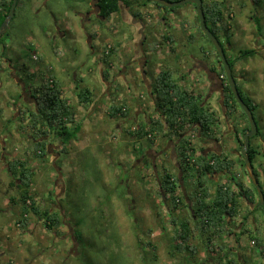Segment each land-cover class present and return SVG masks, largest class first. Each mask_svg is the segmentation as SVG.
I'll return each mask as SVG.
<instances>
[{"label":"rangeland","instance_id":"1","mask_svg":"<svg viewBox=\"0 0 264 264\" xmlns=\"http://www.w3.org/2000/svg\"><path fill=\"white\" fill-rule=\"evenodd\" d=\"M230 2L236 4L239 0ZM92 3L93 0H20L10 21L9 35L3 38L9 48L7 57L10 63L5 59L0 72V136L3 135L5 141L0 146V152L4 153L0 158V264H183V261L188 264H213L223 250L237 246L234 241L231 240L207 261L205 256L213 253H206L202 250L204 248L195 260L184 254L171 256L173 225L168 208L157 194L155 176L163 168L173 171L174 168L164 155L156 159L155 169L147 166L142 158L146 152L141 149H146V141H137L129 136L127 128L134 118L137 123L143 124L150 118L158 117L154 95L149 92L150 83H154L156 75L167 68L174 70L176 79L186 75V85L198 93L207 105L209 103L219 110L217 102H221L216 100L220 92L207 80L206 70L200 72V78L195 79L194 72L191 75L192 64L196 60L208 64L213 62L212 57L217 56L214 45L199 29L197 12L194 25L186 16L187 9L195 8L194 3L175 6V9L165 8L166 12L162 9L161 16L168 13L171 25L164 24L166 21L162 19L144 17L141 21L143 26L139 23L133 26L132 13L98 19L91 12ZM136 9L134 12L138 11ZM249 10L244 9L242 17L249 14ZM240 11V5L234 6L236 18L241 15ZM87 12H91L92 16L83 27L81 17ZM260 21L263 30L259 37L258 20L240 28L233 21L232 44L227 45V54L233 59L239 57L238 76L242 78H237L238 85L254 106L260 133L251 137L252 145L260 148L261 152L262 145L264 147V22ZM238 28L240 32L237 34ZM95 30L99 37L90 40ZM141 30L146 39L142 42L143 50L136 53ZM60 32L65 35L60 36ZM166 34L175 38L173 48L169 41L164 40L163 35ZM249 34L252 36L249 37ZM104 38L120 42L111 58L113 66L110 68L101 57ZM247 49H254L256 53L240 57ZM27 50H34L28 55L41 54L42 59L38 63L33 61L32 65L24 59ZM107 59L110 61V58ZM25 63L28 69H25ZM47 67L63 83L65 96L74 103L79 91L76 84L80 79L83 82L79 85L88 86L92 97L87 104L76 103V118L81 129L77 138L66 145L67 152L62 151L61 138L54 132V136L49 138L51 152H47L44 158H34L30 163L36 173L32 191L36 193L38 205L44 208L53 199L63 208L67 225L48 229L36 214L30 212V219L22 228L17 223L19 205L10 201L19 193L11 183L13 178L7 165L13 156H26L29 141L26 133L18 132L19 122L14 116L20 106L22 109L29 106L23 94L28 90L25 84L36 86L40 83ZM26 70L35 79L28 77ZM104 70L108 72L107 78L103 76ZM18 77H26L25 82L20 83ZM112 102L129 104L132 110L129 118L110 117L108 106ZM136 109L141 112H136ZM242 111L239 108L240 116L246 119ZM118 123L123 126L119 128ZM233 124H237V119H233ZM167 139L161 136L153 149L164 146ZM197 144L202 146L199 140ZM56 158L60 167L54 163ZM254 167L259 174V183L264 187V150L257 155ZM247 179L253 189V183L249 177ZM56 180L59 182L55 183ZM245 205L248 206L247 203ZM245 205L236 222L245 213L244 218L248 219L250 212ZM181 210L183 216L190 213L188 208ZM256 212L264 220V208L258 203ZM254 233L255 230L250 229L246 234H239L234 229L230 237L225 236L224 239L227 242L229 238H234L236 242L249 246L243 252L248 255L247 264H262L260 256L250 248V236ZM218 240L215 238L213 242L218 243ZM201 241L197 235L195 243L201 244Z\"/></svg>","mask_w":264,"mask_h":264},{"label":"trees","instance_id":"2","mask_svg":"<svg viewBox=\"0 0 264 264\" xmlns=\"http://www.w3.org/2000/svg\"><path fill=\"white\" fill-rule=\"evenodd\" d=\"M20 0L17 2V6ZM97 5L100 8V14L107 19L112 14L119 12V9L124 5L126 7L136 9L138 6H146V4H154V6L163 9L165 12L166 7L154 2L153 0H97ZM178 1V0H167ZM258 3L259 0H253ZM13 0H0V26L5 17L9 14L10 7ZM234 6L230 0H203V10L205 14L206 24L212 31V33L219 39L225 54L230 62L233 70V75L237 81V86L243 100L249 105L254 113V106L250 103L243 91L238 85L236 78V61L237 59H231L227 54V45L232 44L233 37V11ZM196 9V6L194 4ZM167 9V8H166ZM171 9H175L174 7ZM134 11V10H133ZM136 17L144 20V16L141 10L134 12ZM168 13L163 14L162 18L166 21ZM197 19H199L198 15ZM153 18V17H152ZM256 19L255 16H253ZM199 21V20H198ZM256 22V21H255ZM166 24V22L164 23ZM257 31H261L260 22H256ZM109 28H112L111 26ZM201 29V27H199ZM202 32V30H201ZM209 41L210 39L205 32H202ZM94 33V36H97ZM221 36V37H220ZM165 41H169L171 44L176 42L175 38L166 34L163 35ZM222 38V39H221ZM143 39H146L145 36ZM103 52L102 61L106 62L108 68L112 67V56L117 52V45L120 42H111L104 38L102 40ZM144 41V40H143ZM211 42V41H210ZM212 43V42H211ZM173 48V47H172ZM214 50L217 54L218 62L220 57L216 48ZM34 50H27L26 57L28 61L34 65V62L41 60V54L36 58L32 53ZM256 53V50H243L240 57L251 56ZM6 51L0 53V70L4 68V56ZM106 59L104 60L103 58ZM107 58H110L108 61ZM34 61V62H33ZM25 69H28L27 63H25ZM107 68V69H108ZM220 72L218 77L222 86V107L224 110V117L232 116L235 109H239L240 105L235 99L231 88L228 84L227 77L225 75L224 66H219ZM107 69H105L107 71ZM104 70L103 76L107 78L108 72ZM28 71V70H26ZM28 77L31 76L32 80L35 79L28 71ZM223 74V77L220 75ZM23 79H26L24 77ZM186 76L183 75L179 79L175 78L174 70L171 68L162 69L150 83V93L155 99V110L158 112V117L150 118L148 122L139 124L134 122L127 128V134L131 137H135L138 140L146 141V149L156 146L159 138L166 137L177 141L175 147L176 166L171 164L173 170L163 168L162 172L156 173L157 194L161 200L164 201V205L168 208L170 215V222L173 225V235L170 237L173 242L170 254L172 257H176L177 254L187 255L188 258L195 260L199 258L198 255L201 248H204L206 253L218 254V250L222 251L225 245L232 242L231 238L226 241L224 237H230L229 235L234 231L235 223L234 218L241 213L245 203L246 208L251 206L263 207L258 196L256 187L253 189L249 185H244L239 180L240 175H248L245 159L240 154L241 145L244 142L242 131H237V124H233L236 129V137L239 141L238 144V157H233V153L230 151H224L219 148H215L212 151H205L203 143L207 139H214L219 142V135L222 133V112L221 110H215L202 97L188 87L185 83ZM83 82L82 79L79 83ZM79 91L76 93V102L72 101L64 94L63 83L55 78L53 70L49 67L43 71V77L40 79V83L36 86L26 85L28 95V107L22 109V106L18 109V114L14 116V119L19 122L18 132L26 133L27 140L29 141L28 148L25 149V157L13 156L8 161V171L11 174L14 186L18 190L19 195L17 198H11V203L19 205L20 217L17 223L26 227L30 212L36 214L41 219L48 229L59 228L65 224L66 218L63 214L64 210L52 208L50 202L41 208L36 201V193L32 191V184L35 169L30 164L34 158H44L47 152H51L52 147L49 145V138L54 136V132L61 138V149L63 152H67L66 145L77 138V134L80 132L81 124L77 122V104H87L92 97V92L88 86H80ZM19 95V94H18ZM219 108V107H218ZM131 106L127 103L117 104L112 102L108 106V114L112 118H129L131 113ZM2 109L0 108V115ZM244 115V111H242ZM246 117V116H245ZM246 121V129L250 128V122L248 118H244ZM1 129V128H0ZM130 129V130H129ZM5 130V129H4ZM196 131L199 139V143L202 146L192 147V142L189 139V131ZM259 131L255 137L259 135ZM252 139L250 138V148L248 150L249 157L253 163L260 153V148H254L252 145ZM5 144L3 135L0 136V146ZM145 153L146 149L141 148ZM198 149V151H197ZM0 152V158H1ZM143 153V154H144ZM4 155V153H2ZM232 155V156H231ZM142 156V155H141ZM140 157V156H139ZM143 160L147 166H152L150 158L145 154ZM236 159V160H235ZM1 160V159H0ZM237 161L240 162L241 168L235 170ZM57 158L54 163L56 164ZM57 165V164H56ZM157 164H155L154 168ZM58 166V165H57ZM60 167V166H58ZM235 171V172H234ZM254 172L259 179L257 169L254 167ZM13 174L15 176L13 177ZM220 175H226L223 180ZM189 183V187H188ZM251 183V182H250ZM264 192V187H262ZM179 191V192H178ZM49 196H52L49 193ZM52 198V197H51ZM166 200V201H165ZM188 208L189 214L184 216L181 214V209ZM264 208V207H263ZM248 218V217H247ZM247 228H242V234L249 232ZM151 229H148L150 235ZM261 228L255 230L254 235L250 236V248L256 252L261 262L264 264V238ZM197 235L201 238V244L195 243ZM219 238L218 243H214L213 240ZM151 245L152 243L149 242ZM239 243V242H237ZM200 245V246H199ZM237 245V244H235ZM249 247L241 245L240 252L242 256H246L243 252L248 250ZM234 249V248H233ZM232 248L228 247L223 250V253L219 255V259H214L215 264H238L235 254L232 252ZM255 253V254H256ZM205 256L206 258H213V256ZM184 260H186L184 258ZM250 260L252 258L250 257ZM248 261V260H247ZM186 261H183V264Z\"/></svg>","mask_w":264,"mask_h":264},{"label":"crops","instance_id":"3","mask_svg":"<svg viewBox=\"0 0 264 264\" xmlns=\"http://www.w3.org/2000/svg\"><path fill=\"white\" fill-rule=\"evenodd\" d=\"M231 1V0H230ZM237 5H240V8H241V11H240V16L238 17V18H236V13L233 11V20H232V23H233V21H235L236 23H237V25L239 26V28H240V26L242 25L243 27L244 26H246V24L247 23H249V22H255L256 20H258L259 22H261L260 20H262L263 22H264V0H259L258 1V3H256V2H254L253 0H239V3L237 2L236 4H235V6H237ZM137 9L136 10H141L142 12H143V16L144 17H149V18H151V17H153L154 19L156 18H158V19H162V20H164L163 18H162V16H161V10L162 9H160V8H158V7H156V6H154V4H146V6H138V7H136ZM250 9L249 10V14H246L244 17H242L243 16V13H244V9ZM129 9V8H128ZM243 9V10H242ZM196 9L195 8H189V9H187L186 10V16L190 19V21H192L193 22V25H194V23H195V20H196V16H195V14H196V11H195ZM144 13H147L146 15L147 16H145L144 15ZM166 14V13H165ZM253 16H255L256 17V19H254L253 18ZM129 17V16H128ZM236 19V20H235ZM131 21V20H130ZM132 24H133V26L134 25H136V23H139V24H141V21L140 20H138V17H136V16H133L132 17ZM170 24L171 25V20H169V19H167L166 20V24ZM142 25V24H141ZM143 26V25H142ZM184 27H186L185 25H184ZM239 28L237 29V34L240 32V30H239ZM139 29H140V27H139ZM142 29H144V27L142 28ZM261 30H263L262 28H261ZM142 32V33H141ZM141 34H142V36H143V30H141ZM261 32V31H260ZM260 32L259 31H257V33H258V37L260 36ZM251 33V32H250ZM192 34V33H191ZM255 34L256 33H254V37H255ZM252 36V34H249V37H251ZM175 44V43H174ZM174 44H171V47H174ZM141 51V50H140ZM212 59H213V62L211 63V64H208L207 63V65H208V71L210 70L213 74L214 73H218V72H220V68L219 67H217V64H218V59L216 58V57H212ZM206 62V61H205ZM143 67H144V64H143ZM214 68V69H213ZM202 69H204V68H202ZM236 72L239 74L240 73V68H238V64H237V66H236ZM200 75H201V73H199ZM200 75H198V77H196V74H194V78L195 79H197V78H200ZM222 75V74H221ZM220 75V76H221ZM238 78H242V76H238ZM208 81H209V83L211 82V83H213L214 84V86H215V88L220 92V93H218V98H217V100H216V102L218 101V100H220V102H221V95H222V86H221V83H220V79H219V77H217L216 75H215V80H216V82H215V80L212 82V80H210V79H207ZM205 86H206V84H205ZM208 87V86H207ZM209 89V88H208ZM217 104H218V106H219V109L221 110V103L219 104L218 102H217ZM211 106H213V105H211ZM214 108H215V110H216V107L215 106H213ZM213 108V109H214ZM136 112H141L140 110H137L136 109ZM221 112H222V119H223V122H222V128H223V132L222 133H220V135H219V142H214V141H205L204 143H203V145L205 146V148L207 149V151H212L213 149H215L216 147L217 148H219V149H222V150H224V151H230V152H232L233 153V157H239L240 158V156L238 155V144H239V141H238V139H237V137H236V129H237V131L239 130V131H242V132H244V131H246V130H248V129H246V121L244 120V118L242 117V116H240V113H239V109L237 108V109H235L234 110V112H233V114H232V116H229V117H224V110L222 109L221 110ZM237 119V128L235 129V127H234V125H232V122H233V119ZM134 122H136L137 121V119L136 118H134V120H133ZM119 124V123H118ZM121 124V125H120ZM119 124V128H121L123 125H122V123H120ZM229 125H230V127H229ZM234 128V130H231V128ZM229 128H230V131H226L227 129L229 130ZM254 148H257L256 146H254ZM264 150V147H263V145H262V147H261V152ZM260 152V153H261ZM232 156V155H231ZM236 160V159H235ZM241 168V166H240V162L239 161H237V166H236V168H235V170H238V169H240ZM235 172V171H234ZM225 176L226 175H220V177L223 179V180H225ZM239 180L240 181H242L243 182V184L244 185H248L249 183V181H248V179H247V176L246 175H240V177H239ZM250 210L251 211H249V212H251V216H252V218H250V223H245L244 224V228H247V230H250V229H253V230H256L257 228H261L262 230H263V233H264V220H263V218H262V216H260L257 212H256V206H251L250 207ZM238 220V217L236 216L235 218H234V223H237L236 221ZM235 229V228H234ZM232 241H234V244H238L235 240H234V238H232Z\"/></svg>","mask_w":264,"mask_h":264},{"label":"water","instance_id":"4","mask_svg":"<svg viewBox=\"0 0 264 264\" xmlns=\"http://www.w3.org/2000/svg\"><path fill=\"white\" fill-rule=\"evenodd\" d=\"M153 1L163 5L166 8H173L175 6L183 5V4L188 3V2L195 4L196 12H197V15H198L199 21H200L201 30L206 33V35L208 36V38L210 39V41L212 42V44L216 48L218 55L220 57L219 64H222L224 66L225 75L227 77V81H228V84L231 88V91H232L235 99L237 100L238 104L240 105V108L244 111L247 118L249 119L250 128L248 130L244 131V133H243L244 142L241 145L240 154L245 159V164H246V168L248 170L249 179L251 180L253 185L256 187L257 192H258V196H259V200H260L262 206L264 207V192L262 190L261 184L259 183V180L257 179V177L255 175L254 166H253V163H252V161L249 157V154H248V150L250 148V138L252 136L256 135L258 132L257 122L255 120V116H254L252 109L243 100V98L239 92V89L237 87V81L233 75V70H232L230 62H229V60L225 54L224 48L222 47L219 39L212 33V31L210 30V28L206 24L205 14H204V10H203V0H178V1L153 0ZM17 2H18V0H13L11 7H10L9 14L0 26V35H1L2 31L6 30L9 21L13 18L14 14H15V8L17 6ZM221 98L223 99V95H221ZM221 105H222V100H221ZM59 177L61 178V172H59Z\"/></svg>","mask_w":264,"mask_h":264},{"label":"flooded vegetation","instance_id":"5","mask_svg":"<svg viewBox=\"0 0 264 264\" xmlns=\"http://www.w3.org/2000/svg\"><path fill=\"white\" fill-rule=\"evenodd\" d=\"M97 0H93V3H92V13H93V16H96L98 19H107L106 17H104V16H102L101 14H100V8H99V6L97 5ZM17 7V6H16ZM129 7H126V6H122L120 9H119V12H118V14L117 13H114V14H112V15H119V14H121V16H124V14H126L127 15V13H132V16H135V14H134V9L132 10L131 8H129ZM90 12V13H91ZM89 12H87V14H83L82 15V17H81V24H82V26L83 27H86L85 26V24L86 23H88L89 21H90V18H91V14H90ZM90 14V15H89ZM8 16V15H7ZM6 16V17H7ZM5 17V18H6ZM14 17V16H13ZM111 17V16H110ZM13 19V18H12ZM12 19L10 20V21H12ZM109 19V18H108ZM5 20V19H4ZM138 20H140V21H142V19L141 18H138ZM10 21H9V23H8V25H7V28H6V30L5 31H2L1 32V35H0V46H2V48L0 47V50L1 51H6V55H5V57L3 58L4 60L3 61H5V59L6 60H8V62L10 63V58H8L7 56H9L8 55V53H9V48L7 47V45H6V43L4 42V40H3V38L5 37V36H8L9 35V33H8V28H9V26H10ZM143 22V21H142ZM3 23V22H2ZM94 33H98V31L97 30H95V32ZM142 33V32H141ZM60 34V36H64L65 35V33H62V32H60L59 33ZM142 35V34H141ZM92 37H94L95 39H96V37H99L98 35L97 36H91L90 35V40H92L93 38ZM144 38V36H141V39H140V42H138L137 44H136V46L138 47L137 49H136V53H138L140 50L142 51L143 50V47H142V42H143V39ZM172 48V47H171ZM228 51V50H227ZM210 52H208V54H209ZM214 57H216L217 58V56H214ZM24 59H27V57H26V53H24ZM218 59V58H217ZM232 60H233V58H231ZM237 59V63H238V61H239V57H237L236 58ZM143 60V59H142ZM25 60H23V62H24ZM140 62H141V60H140ZM146 62V61H145ZM219 63V62H218ZM236 63V64H237ZM11 64H12V62H11ZM113 64V63H112ZM221 64H219V66H220ZM113 66V65H112ZM192 70H191V75H192V73L194 72V74H196V77H198V75H200L199 73L201 72V71H203V70H206V72H207V74H206V76H207V79H210V80H212V82L215 80V75L218 77V73H212L210 70L208 71V65H207V63L206 62H204V61H199V60H196V62L195 63H193L192 64ZM195 68V69H194ZM202 68H204V69H202ZM2 70H0V72H1ZM199 72V73H198ZM11 72H9V74H10ZM11 74H13V73H11ZM238 73L236 72V78H238ZM181 76H183V75H181ZM186 76V75H185ZM220 77H223V74L220 76ZM17 80L20 82V83H22V82H25V80L26 79H22V78H20V77H18L17 78ZM215 82H216V80H215ZM217 83V82H216ZM150 90H151V88H150ZM150 92V91H149ZM23 94H24V97H25V100L27 101L29 98H28V95H27V92L25 93V91L23 92ZM152 95V94H151ZM154 95V94H153ZM152 95V96H153ZM221 100H222V98H221ZM220 104V103H219ZM221 105V104H220ZM222 110V109H221ZM10 133V132H9ZM11 134V133H10ZM206 141H214V142H217V140H214V139H207ZM176 145H177V141H175V140H173V139H167L166 140V144L164 145V146H162L161 148H157V149H153V148H149L148 150H146L145 152V154L150 158V160H151V162H152V166H153V168H154V166H155V163H156V159L159 157V156H161V155H164L165 157L167 156L168 157V160H170V162H171V164H173V165H175L176 166V164H175V160H174V156L173 155H175V153H174V151H175V147H176ZM204 150L205 151H207V149L206 148H204ZM142 158H144L143 156H142ZM170 164V165H171ZM172 167V166H171ZM57 182H59V180H56L55 181V183H57ZM55 206H57V209H61V207L59 206V204H57L56 202H51V207L52 208H54L55 209ZM243 214H244V212H243ZM251 214V213H250ZM247 217V216H246ZM245 223H250V219H249V217H248V219H246V218H244V216L242 217V218H240V220L237 222V223H235V231L236 232H238L239 234H242V232H241V229L243 228V226H244V224ZM65 224L67 225V223L65 222ZM238 242V241H237ZM241 243H238L237 244V246L232 250V252L235 254V257H236V260L238 261V264H247V260H246V258H245V256H242L243 254L240 252V249H241ZM247 247H249V246H247ZM72 251H73V249H72ZM207 260H208V258H206ZM206 260V261H207ZM213 264H215L214 263V261H213Z\"/></svg>","mask_w":264,"mask_h":264},{"label":"built area","instance_id":"6","mask_svg":"<svg viewBox=\"0 0 264 264\" xmlns=\"http://www.w3.org/2000/svg\"><path fill=\"white\" fill-rule=\"evenodd\" d=\"M36 54H34V57L36 58ZM189 139H190V141L192 142V147H195L196 148V146H197V148H198V144H197V140H199L198 139V135H197V132L196 131H192V130H190L189 131ZM197 151H198V149H197Z\"/></svg>","mask_w":264,"mask_h":264},{"label":"clouds","instance_id":"7","mask_svg":"<svg viewBox=\"0 0 264 264\" xmlns=\"http://www.w3.org/2000/svg\"><path fill=\"white\" fill-rule=\"evenodd\" d=\"M250 213H251V212H250ZM245 215H247V213H245L244 216H245ZM248 217L250 218V217H251V214H250ZM246 233H247V232H246ZM246 233H244V234H246Z\"/></svg>","mask_w":264,"mask_h":264},{"label":"bare ground","instance_id":"8","mask_svg":"<svg viewBox=\"0 0 264 264\" xmlns=\"http://www.w3.org/2000/svg\"><path fill=\"white\" fill-rule=\"evenodd\" d=\"M127 35V34H126ZM238 87V86H237ZM117 120V119H116ZM111 129V128H110ZM114 129V128H113ZM130 130V129H129ZM179 192V191H178ZM166 201V200H165Z\"/></svg>","mask_w":264,"mask_h":264}]
</instances>
